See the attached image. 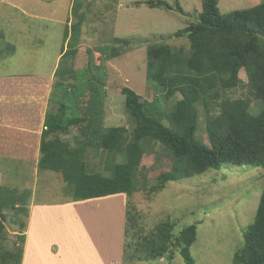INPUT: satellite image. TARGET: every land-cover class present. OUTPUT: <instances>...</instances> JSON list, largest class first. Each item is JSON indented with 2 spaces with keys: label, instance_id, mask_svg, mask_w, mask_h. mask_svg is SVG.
<instances>
[{
  "label": "rangeland",
  "instance_id": "obj_1",
  "mask_svg": "<svg viewBox=\"0 0 264 264\" xmlns=\"http://www.w3.org/2000/svg\"><path fill=\"white\" fill-rule=\"evenodd\" d=\"M148 1L77 0L80 5L77 10L84 21L73 61L74 72L89 65L91 54L95 64H105L104 126L107 129L127 128L124 140L133 137V128L125 108L123 88L130 87L148 100L155 95L146 78L147 47L152 43H166L188 49L186 34L176 36V33L195 22L202 12L201 0H162L171 8H152ZM263 1L219 0L218 7L222 15H227ZM177 5L181 8L178 9ZM75 6L76 0H0V49H11L0 53V77L27 78L54 71L51 75L54 83L62 58L55 67L56 52L61 46L66 47L65 51L69 48V38L61 39V34L64 36L62 23L67 22L70 27L69 24L79 19ZM105 46L124 50L117 57L104 59L96 50ZM239 76L243 84L229 90L227 95L248 99L251 112L258 113L261 105L248 84L244 69L240 70ZM181 98L179 93L169 99L163 98L165 108L173 109ZM3 101L0 107L7 102H16V97L10 96ZM84 128L85 123L72 126L69 133H58V137L69 142L71 148H76L72 166H79L84 161L90 170H103L104 162L99 153L84 147ZM203 128L200 126L198 135L208 143ZM108 146H115L113 139ZM157 150L159 159L152 152L142 157L138 180L140 184L147 182L145 188L130 196L122 193L86 199L82 204L68 203L66 207L55 209L54 212L59 214L43 212L42 219L32 225L29 237L31 240L33 234V242L31 250H27V261L31 258L30 264H108V258L113 256L115 264H120L126 249L129 254L138 255L128 264H186L178 248L173 246L170 250L173 260L167 256L157 260L143 257L147 238L155 233V227L161 221L170 219L174 223V236L188 225L196 224L197 238L190 248L196 264H234V254L243 246V230L253 222L264 190V169L228 163L220 170L209 169L202 174L169 181L163 189L153 192L149 187L157 184V176L168 170L172 163L169 153L161 145ZM6 152L0 155V186L8 199H21L25 203L16 201L18 204L9 203L2 209L7 232L4 245L9 250L22 247L24 251L26 237L25 242H21L17 234L21 232L26 236L32 203L70 201L72 195L62 172L36 169L34 160L20 157L14 151ZM127 210L134 215L133 221H126ZM39 239L43 240V246L36 244ZM49 245L51 248L47 247ZM58 247L67 251L65 255L68 256L53 255L51 249L56 252ZM41 252L45 254L43 258L39 257Z\"/></svg>",
  "mask_w": 264,
  "mask_h": 264
},
{
  "label": "trees",
  "instance_id": "obj_2",
  "mask_svg": "<svg viewBox=\"0 0 264 264\" xmlns=\"http://www.w3.org/2000/svg\"><path fill=\"white\" fill-rule=\"evenodd\" d=\"M218 1L201 0L199 18L176 33V36L186 34L188 49L166 43H152L147 47L146 78L155 95L148 100L130 87L123 88L125 108L133 128V137L124 140L127 128L104 126L105 64H95L91 54L89 65L74 72L73 61L84 21L76 0L77 11H74L79 19L66 27L64 33L65 40L69 38V48L55 72L38 163L41 170L62 172L73 201L122 193L130 196L145 188L147 182L140 184L138 180L142 157L152 152L159 159L158 145L169 153L172 163L157 176V184L149 187L153 192L163 189L169 181L202 174L209 169L220 170L228 163L264 169V1L227 15L220 13ZM148 5L171 8L162 0H149ZM177 8L180 9V5ZM10 50L0 49V53ZM123 50L105 46L97 47L96 51L104 59H111L121 55ZM241 69L245 70L248 84L260 102L258 113L251 112L248 99L227 95L229 90L243 84L239 76ZM178 93L182 98L173 109L167 110L163 98L169 99ZM83 123L84 147L99 153L104 162L103 170H90L84 161L72 166L76 148L58 137V133H69L72 126ZM200 126H204L208 143L198 135ZM111 139L114 147L108 146ZM16 201L23 202L8 199L0 186V264L22 262V247L9 250L4 245L7 232L2 209L9 203L17 204ZM133 219L134 215L127 210L126 221ZM155 228V233L144 244L143 257L157 260L167 256L173 260L170 256L173 246L178 248L186 264H196L190 251L197 238L196 224L188 225L176 236L170 219L161 221ZM128 231L126 225L125 235ZM17 238L25 242V234L20 232ZM132 253L124 249L121 264L138 257L137 253ZM233 263L264 264V190L253 222L243 230V246L235 252Z\"/></svg>",
  "mask_w": 264,
  "mask_h": 264
},
{
  "label": "crops",
  "instance_id": "obj_3",
  "mask_svg": "<svg viewBox=\"0 0 264 264\" xmlns=\"http://www.w3.org/2000/svg\"><path fill=\"white\" fill-rule=\"evenodd\" d=\"M58 23H60V21H58ZM62 26L64 28L63 32L65 33L66 27H68V23L64 22V25L62 23ZM63 38L64 36L61 34V39ZM65 49V46H61L60 50L56 52V54H58L56 55L55 67H57V61H59ZM53 72L54 71H52V73L49 72L41 75L38 74L32 77L28 76L27 78L0 77V102L4 103L3 100H6V98H9L10 96L16 97V102H7L4 105L1 104L2 106L0 107V155H2L3 153L7 154L6 151H14L15 154H19L20 157H28V159L34 160L36 169H39L38 163L41 156V137L43 129L45 127L44 124L46 119V112L48 109L47 106L49 94L51 85L53 83L51 82V75L53 74ZM24 97L27 98L22 99ZM5 130H7L6 133ZM72 202L74 201H54L52 203L45 201L32 203L29 211L28 223L26 225L25 237L27 247L24 248L22 264H30L31 261V258L29 259V261H27V250H31L30 248L32 247L33 234L31 235L32 241L29 237L31 234L32 225L36 224L39 220L42 219L40 218V216L43 214V212L51 211L53 213L54 211H56L55 209H61L63 206L66 207V204ZM77 203L82 204L83 200L74 202V204ZM5 207L6 206H4V208ZM38 211L42 212L39 213ZM54 213L59 214L60 212ZM58 216L61 217V215ZM42 241L43 240L37 242L36 240V244L38 246H43ZM47 247L51 248V245ZM51 252L55 256H68L65 255L68 252L59 247L56 252L52 251V249ZM85 255H88V253L85 252ZM44 256L45 254H43L42 252L39 254L40 258H43ZM93 262L97 263V261ZM121 262L122 258H120V264ZM108 264H115L113 256L110 259L108 258Z\"/></svg>",
  "mask_w": 264,
  "mask_h": 264
},
{
  "label": "bare ground",
  "instance_id": "obj_4",
  "mask_svg": "<svg viewBox=\"0 0 264 264\" xmlns=\"http://www.w3.org/2000/svg\"><path fill=\"white\" fill-rule=\"evenodd\" d=\"M105 200H106V199H105ZM84 201H86V200H84ZM108 201H109V200H108ZM108 201H107V202H108ZM74 202H78V201H74ZM94 209H95V208H94Z\"/></svg>",
  "mask_w": 264,
  "mask_h": 264
}]
</instances>
